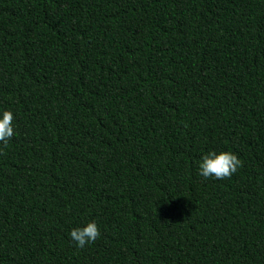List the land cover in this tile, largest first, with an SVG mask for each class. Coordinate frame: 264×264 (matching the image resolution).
<instances>
[{"label":"trees","instance_id":"1","mask_svg":"<svg viewBox=\"0 0 264 264\" xmlns=\"http://www.w3.org/2000/svg\"><path fill=\"white\" fill-rule=\"evenodd\" d=\"M4 111L0 264H264V0H0Z\"/></svg>","mask_w":264,"mask_h":264},{"label":"clouds","instance_id":"2","mask_svg":"<svg viewBox=\"0 0 264 264\" xmlns=\"http://www.w3.org/2000/svg\"><path fill=\"white\" fill-rule=\"evenodd\" d=\"M14 115L11 111H4L0 118V145L6 148L9 141L14 137L13 127ZM242 161L232 152L222 151L219 154L209 152L205 154L199 162V175L205 180L214 178L224 180L230 178L237 170L242 167ZM101 233L97 224L92 221L83 227L73 228L70 238L78 248L95 243Z\"/></svg>","mask_w":264,"mask_h":264}]
</instances>
